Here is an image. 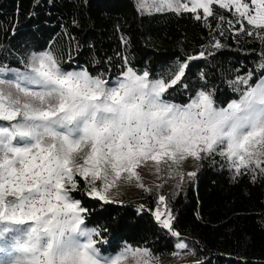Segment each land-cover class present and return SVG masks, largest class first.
<instances>
[{
  "label": "snow or ice",
  "instance_id": "1",
  "mask_svg": "<svg viewBox=\"0 0 264 264\" xmlns=\"http://www.w3.org/2000/svg\"><path fill=\"white\" fill-rule=\"evenodd\" d=\"M214 6L235 18L220 16L217 30L227 23L235 34L247 33L264 45V0L136 3L142 13H191L205 24L216 15ZM210 36L200 51L177 62L167 79H150L147 71L138 74L127 61L114 83L91 76L87 69L64 71L50 50L33 53L24 71L0 75V223L28 224L30 232L48 231L52 239L47 249L28 248L16 240V252L27 259L17 256L10 264H128L129 257L135 264H155L147 247H124L115 255L101 256L97 245L107 241L95 238L102 231L86 226L88 210L72 196L80 191L81 181L83 195L115 203L112 190L118 196L121 185L151 190L145 188L138 168L152 167L170 177L189 157L218 155L234 178L246 172L254 174L253 180L264 176V78L252 86L251 72L237 76L230 84L237 85V91L241 84L245 89L226 107H216L213 94L205 90L184 105L164 99L183 85L192 61L207 59L214 54L209 49L223 47L211 32ZM194 176L188 173L189 179ZM158 200L165 203L163 195ZM153 215L172 236H179L172 230L170 209L157 208ZM65 234L70 251L59 256L57 247ZM76 236L86 239L81 242ZM175 247L183 250L187 245L179 242Z\"/></svg>",
  "mask_w": 264,
  "mask_h": 264
},
{
  "label": "trees",
  "instance_id": "2",
  "mask_svg": "<svg viewBox=\"0 0 264 264\" xmlns=\"http://www.w3.org/2000/svg\"><path fill=\"white\" fill-rule=\"evenodd\" d=\"M136 3L0 0V69L24 71L33 53L50 50L64 71L87 69L91 76L113 82L127 61L138 74L147 71L150 79H167L177 62L209 43L211 32L223 47L209 49L214 54L207 59L192 61L183 85L164 97L167 102L184 105L205 90L213 94L216 107H226L245 89L241 84L237 91L231 81L251 72L249 83L254 86L264 75L261 41L247 33L235 34L227 23L217 30L220 16L235 19L228 10L214 6L216 15L205 24L191 13H142ZM253 175L246 172L234 178L221 157L212 155L198 160L195 176L179 187L163 186L157 195L143 192L141 208L129 199L105 203L87 197L83 181L72 196L88 210L86 226L102 231L95 238L107 241L97 245L107 254L126 246L147 247L154 262L186 252L193 261L177 264H264V176L253 180ZM159 195L171 210L172 230L178 237L153 216ZM179 242L187 248L177 249Z\"/></svg>",
  "mask_w": 264,
  "mask_h": 264
},
{
  "label": "rangeland",
  "instance_id": "3",
  "mask_svg": "<svg viewBox=\"0 0 264 264\" xmlns=\"http://www.w3.org/2000/svg\"><path fill=\"white\" fill-rule=\"evenodd\" d=\"M135 1L137 2V0H135ZM249 2H250V0H249ZM200 11H202V10H200ZM11 70H14V69H11ZM9 71L10 70L0 69V75H7V73ZM262 77H264V75ZM118 78H116L113 81V83ZM260 79L257 81V83L260 81ZM176 105H179V104H176ZM197 161L198 160L191 158V157L185 159V161L182 163L181 166H179L178 169L177 168L173 169L172 175L170 177L168 176L167 172L156 173L155 169L152 167H147V168L146 167H140V168H138L141 180L144 183L145 188H148L151 190L145 191V190H142L141 188L136 187V186L121 185L118 189V191H119L118 196L116 195V190L115 189L112 190V196L116 200L115 203H120V202H123L124 200L129 199L130 202H132L133 204H135L139 208H141L144 205V202L142 200L143 192H145V194L153 192L154 194L157 195L158 193H160L161 188L163 186L171 187V186H173V184L179 185L180 182H184L186 179H189L188 173H190V172L195 173ZM180 173L183 174L182 180L179 178ZM165 184H167V185H165ZM159 196H158V198H159ZM158 198H157L156 206L153 209V212L157 208H160L161 211H164L165 207H167V209H169L166 201L164 204H160ZM5 229H9V231L7 233H5L4 232ZM23 231H24V229L20 225L0 223V264H10V261L12 259H14V252H16L14 242L16 240H20L22 238ZM97 247L100 248L99 246H97ZM122 249L120 251H122ZM101 252L104 254L103 256L109 255V254L103 252L102 250H101ZM119 252H117V253H119ZM112 255H115V254H112ZM129 261H131L132 264H135V262L132 260L131 257H129ZM191 261H193L192 256L189 253L184 252L181 255H179L175 258H171L169 260H158L157 262H155V264H177V263H187V262H191Z\"/></svg>",
  "mask_w": 264,
  "mask_h": 264
},
{
  "label": "clouds",
  "instance_id": "4",
  "mask_svg": "<svg viewBox=\"0 0 264 264\" xmlns=\"http://www.w3.org/2000/svg\"><path fill=\"white\" fill-rule=\"evenodd\" d=\"M264 78V77H261ZM166 134V133H163ZM76 162L79 163L80 159L77 158ZM9 199L11 200L12 198L9 197ZM24 231L22 234V238L20 239L21 243L26 244L28 246V248H34V247H39V248H43V249H47L51 244H52V239H51V233L48 231H39L38 233H33L30 232V225L28 224H24V225H20ZM46 227V225H42L41 226ZM58 242H59V237L57 238ZM75 240H79L81 242H83L86 237H79L76 236L74 237ZM70 243L68 240V234H65V237L63 238L62 242H59V246L57 247V252L59 256H65L69 251H70ZM98 252H100V250H97ZM101 256H103L104 254L102 252H100ZM20 256V258L22 260L27 259L26 255L24 253H17L14 252V258ZM13 260V259H12ZM128 264H132L131 261H128Z\"/></svg>",
  "mask_w": 264,
  "mask_h": 264
}]
</instances>
